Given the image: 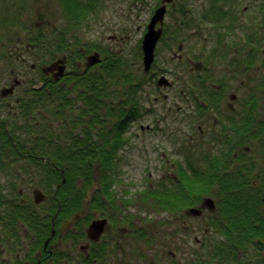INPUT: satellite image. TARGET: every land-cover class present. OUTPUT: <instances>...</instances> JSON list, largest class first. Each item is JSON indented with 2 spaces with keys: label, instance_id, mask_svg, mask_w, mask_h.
Returning a JSON list of instances; mask_svg holds the SVG:
<instances>
[{
  "label": "flooded vegetation",
  "instance_id": "flooded-vegetation-1",
  "mask_svg": "<svg viewBox=\"0 0 264 264\" xmlns=\"http://www.w3.org/2000/svg\"><path fill=\"white\" fill-rule=\"evenodd\" d=\"M30 1L33 5L28 3ZM36 1L0 0V59H3L0 70L4 77L1 84L7 87L0 91V112H8L14 118L10 121L0 117V165L7 162L18 167L22 160L31 162L33 166L51 162V157L45 151L53 138L48 139L46 133L38 141L42 147L40 151L34 148V142L24 141L21 146L13 143L16 136L27 131L24 125L20 129V125L23 111L27 108L25 100L30 93L29 89H24L22 95L17 97L21 93L18 89L25 84L21 79L17 80L18 77L27 76L29 80L35 81V72H38L43 77L41 81L44 86L60 81L55 79L57 72L46 73V69L42 71L36 64L25 67L23 71L20 69V32H29V45H36L37 34L42 33L38 32L35 16L43 13L47 23V10L39 11ZM131 1L132 7L146 2ZM26 5H31L32 13L25 14ZM161 7L166 9L162 26L165 32L168 29L171 31L166 24V17L171 15L173 18V43L176 49L173 59L187 75L183 80L180 76L177 78L181 103L173 107L180 115V127L188 133V139H193L192 134L196 128L202 139L171 143V152L176 151V157L171 163L172 169L167 172H163L166 167L161 161L158 168H152V164L146 166L141 177L144 185L139 196H134L137 198L133 200L134 203L130 201L133 195L126 194L124 187L115 191L116 175H108L109 188L106 189L104 185L105 190L102 189L100 171L97 170L95 192L91 197L82 198V206L78 208L72 204L73 195L80 194L78 191L64 190L62 199H58L55 193L54 200L51 198L49 182L53 181V176L46 168L39 169L34 179L32 174V179L23 176L20 179L25 193L30 191L29 200L21 198L20 206L34 220L31 225L26 223L24 238L29 241L23 246V257L11 259L6 264H70L75 257L69 251L63 252L66 249L64 238L70 234H74V238L67 241L70 244L72 239L85 241L80 246L81 252H84L82 257L97 264L106 260L110 264H127L126 260L138 264L133 258L139 255L130 253L128 244L132 242L143 244L141 264H164L166 259L165 264H230L228 259L233 253L236 252L240 258L244 252L251 250H255L252 255L255 256L254 264H264V247L259 243H264V0H157L148 14L149 23ZM159 26L157 24L156 28ZM42 35L51 37L47 32ZM122 37L114 35L112 38ZM48 50H52V46ZM66 58L69 63H73L70 56ZM82 61L85 63L86 59ZM83 64L79 60L77 66L80 68ZM68 66V63L65 64V74ZM78 77H82V73ZM157 86L162 87L158 81ZM87 102L96 108L99 106L96 96ZM81 106L88 108L83 101ZM80 111L90 117L99 114L98 110ZM135 112L128 109L125 114L132 116L134 121ZM31 113L34 115L35 112ZM65 113L67 117L63 118L61 124L64 128L61 140L58 134L55 143L61 141L60 147L65 151L60 153L68 159L66 149L71 143L70 139L75 137L72 135L78 134V128L74 134L69 132L70 128L65 123L68 124L70 110ZM197 115L200 116L198 120ZM127 119L124 122L123 119L118 120L122 130L128 129ZM72 122L75 123V120ZM43 127L46 126H40L38 131L40 129L44 132ZM149 128L142 126L143 133ZM131 141V137H124L118 144L112 158L115 163L123 161L121 152L131 145ZM78 142L80 145L88 144L90 148L98 146L93 144V135L82 134ZM168 147L165 144L163 148L167 150ZM21 155L31 157L22 159ZM157 157L158 154L154 155L151 151L147 157L148 163L154 160L159 163ZM106 162L112 161L106 159ZM197 170L203 172L197 174ZM17 171L18 176H21L19 169ZM260 183L258 189L253 187ZM1 189L0 196L6 192ZM40 189L43 200L37 203L35 192ZM32 198L33 201H30ZM55 199L59 206H55ZM207 199L212 202H205ZM3 204L4 199L0 197V216ZM147 207L154 208L155 212L159 211L164 216V220L159 221L155 228L133 223L134 214L130 208L147 212ZM90 212H93L94 216H89L93 221L106 220L104 230L97 240H92L88 235V226L93 221H89L86 227L78 225V221ZM76 214L79 216L66 228H62ZM191 218L204 222L187 223ZM179 222L183 224L181 232L187 238L182 239L180 236ZM45 228L50 229L49 236ZM165 231L173 237L176 252L169 251L168 257L171 255V258L165 254L163 261L158 263L156 258L165 245ZM41 234L46 237L43 239ZM176 234L181 238H176ZM103 243L104 247L100 248ZM108 251L112 252L111 256ZM178 251L191 252L189 257L192 259L181 258ZM0 253L5 255L1 240ZM240 264H253V261L249 256L246 262Z\"/></svg>",
  "mask_w": 264,
  "mask_h": 264
},
{
  "label": "rangeland",
  "instance_id": "rangeland-1",
  "mask_svg": "<svg viewBox=\"0 0 264 264\" xmlns=\"http://www.w3.org/2000/svg\"><path fill=\"white\" fill-rule=\"evenodd\" d=\"M156 1L157 0H146L144 5L140 2L136 4V6L132 7L131 0H97L96 11L94 12L96 14L93 13L92 16H89L86 19H84L83 16H77V24L72 26L71 22H73L74 18L69 14H74L70 12L67 13L66 11L64 12L61 0H38L36 1L37 9L39 8V11L41 12L47 10L48 15L47 23L44 21L43 13L42 15L35 16L37 19L36 23L38 32L42 34H46L47 32L51 35V37L48 36V38H46L42 34H37V37L39 38L36 40V45H29L27 40L29 32H26L27 34L25 32L24 34L23 32H20L21 42L19 45L21 53L19 63L21 71H23V69L29 68L33 64H36L37 68L44 71L46 68H49L53 63L59 60H62L57 62L60 63V65H67L68 63L69 66L67 67V73H64L58 79L60 81L53 82L55 83L52 85L54 87L53 89L56 90L54 94H48L45 90L40 92L37 91L41 88H46L44 83L42 84L43 77L40 76L38 72H35V81L34 79L29 80L27 76L20 75L18 77L17 80L21 79L22 83L24 82L25 84H21L22 86L18 89L21 91V93L18 94L17 97L22 95L24 89H26L25 91L29 89L30 93L28 94V99L25 100V105L35 113L33 115L31 112H23L24 117H22L20 129H23L24 125L27 128V131L23 135L16 136L13 143L15 145L18 143L20 146L24 141L32 143L34 140L31 135H33L35 131H38L40 126L45 125L46 127H43L45 129L44 132L40 131L39 129V131L35 134L36 137L43 134L44 136L47 135L48 139L53 138V142L52 140L48 142L49 147L45 153L55 150L64 152L65 150H62L60 147L61 141L55 143V138L58 134H60L59 139L61 138V132L64 129L61 124L63 118L67 117L65 111L70 110V118L68 119V124L65 123V125L69 126V132L73 134L78 128V134L72 135L75 137L70 139L71 143L66 149V152L68 155H70V152L72 155H74V157L72 160H69V158H58V160H60L63 164L70 165L91 164L90 158L92 157V151L87 150L90 148L88 147V144L80 145L78 138L82 134L93 135V144L95 145L96 143H99V133L101 132L102 128L100 116H112V120L108 122L107 119L103 126L104 130L111 132L114 130L113 125L117 120L113 119L115 118L114 115H120L123 113V116L126 119L128 117L127 122L129 125L128 129L125 130L124 128V137L126 139L131 137L132 141L131 145L125 147L121 152L123 161H119L118 163L116 162L113 175H116L115 181H117V184L115 185V191L117 192L119 188L124 187L126 194L133 195L130 201L136 199L134 196H139L141 193V188L144 185L142 184L141 177L145 173L144 170L146 169V166H150L152 164V168H158L161 161V164H165L166 167L163 172H167V170L170 168L172 169L171 163L176 157V151L173 153L171 152V143L202 139V135L197 128L194 134H192L193 139H188V133H186L185 130L180 127V115L177 114L175 108L173 107L175 104L179 105L178 103H181V100L178 96L180 87L177 86V78L180 76V78L183 80L187 75L184 74V70L173 59V53L176 49L174 50L173 18L171 15L167 16L165 20L166 24L171 28V31L168 29L165 32L162 29V35L156 46L155 57L151 64L150 70L145 71L143 61V39L147 32V25L150 20L148 18V14H150V11L152 10L151 6H153ZM47 2L49 3V8H46ZM86 2L87 0H80V7H87L85 6ZM28 3L33 5L32 1ZM31 5H26L25 14L32 13V9H30ZM23 12L24 9L22 10V13ZM19 13H21V10ZM114 35H123V37L114 39L112 38ZM31 42L34 43L33 40ZM50 46H52V50H48V47ZM97 51H100L102 61L105 56L109 54V56L113 57L115 61L119 60L122 62L123 70L125 71L124 85L121 84V86H118L114 83V85H112L111 81H104L101 79L103 68L99 65L101 64L100 61L91 65H87L88 57ZM67 56L72 58L73 63H69L67 61ZM85 59L86 61L84 63L82 60ZM79 60L82 62V64L84 63L80 68L77 66ZM2 62L3 59H0V63ZM116 66H119V64H116ZM69 71L71 72L68 73ZM49 72L58 73V70L53 69L46 73ZM81 73L85 75H91L88 79L89 82L86 80L83 81L80 77H78ZM162 77H165L168 83H173L174 86H172V84L171 86L163 85L162 87H158L157 81H159V79ZM3 78L4 77L2 76L0 70V91L2 88L6 87L1 84ZM103 81L108 82L105 86L106 88H102L100 86V84H104ZM18 84H20V82ZM88 84L90 87H92V90H94V96H96L98 102H100L102 98L105 100L106 105H111L113 109L110 112L104 111L100 114H97V117H90L89 114H85L80 111H91L92 108L91 104L87 102L89 100V93L92 90L83 91L81 89L86 88ZM69 89L72 90L71 95L68 94ZM66 94H68L73 100L70 102L67 101L64 97ZM200 95H202L201 92ZM121 96H123V98ZM64 101L65 106L62 104ZM81 101H83L85 105H88V108L81 106ZM60 105V110H54V108ZM128 109H131L134 112L137 111L135 112V115H133L136 118L134 121H132V116H127L125 114ZM0 117H2L3 120H14L13 115L8 112H0ZM196 117L197 120L200 118L199 115ZM72 120H75V123H73ZM142 126L144 128L149 126L150 128L145 129V132L143 133ZM13 143H11V146H13ZM165 144L169 145L167 150L163 148ZM34 146L37 151L42 149V147L38 145V142H34ZM151 151L154 153V155L158 154L157 159H159V163H157L156 160L150 162V164L148 163L147 157ZM163 153L164 156L162 157ZM87 154H89V156H87ZM83 156L85 157L84 159L82 158ZM41 168H46L49 173L54 174L58 178V173L60 171L61 173L64 172L63 170H60V167H56L52 161L43 166H33L31 162L26 160H22L18 167L16 165L12 166L11 164H7V162H4L3 165H0V188H2V192L4 190L6 191L0 196L4 199V207L2 206V215L0 216V240L3 242L5 248V255L0 253V262L3 264H6V262L9 263L11 259L23 257V246H25V244H27L29 241L28 239L24 238L25 228H27L26 223L29 222L31 225L34 219L30 213L24 212L23 207L20 206L21 198H24L27 201L29 200L28 193L30 191L29 190L27 193H25L26 190L23 187L24 184L20 178L25 176L27 179H32V174L34 179L37 176V172ZM18 169L19 173H21V176H18ZM93 174L95 180V171H93ZM60 175L63 177V174ZM76 175L77 174H69V178L74 179ZM108 175L110 174L104 175L106 180H104L103 183L106 187L109 183V179H107ZM76 178L81 177L78 176ZM65 181L66 179L63 177L62 182L64 183ZM262 183L254 185L253 187L258 189ZM51 186L52 182H49V187L52 193L51 198L54 200V193L57 197L61 196V194H63L62 191L64 190L84 191L81 188L85 187V184L75 183V186L77 187L76 189H73L72 186H69V188L66 186L61 191L56 190L54 186L51 188ZM95 188L94 190L92 186L88 188L86 191H84V193L86 192L84 196L91 197L95 192ZM81 194L82 192L79 194V196ZM30 201H33V198L30 199ZM9 211L10 214L8 213ZM146 211L147 212H143L137 210L136 208H130V212L134 214L133 219L135 221L133 223L139 226L147 225L155 228L159 221L164 220V216H162L159 211L155 212L154 208L147 207ZM54 214L55 211L53 212V215ZM90 215L94 216L93 212H90V214L88 213V215L78 221L79 224H77L86 227L89 221V223L93 221V219L89 217ZM202 222L204 221L195 218L187 220V223L189 224ZM59 223L60 221H58V224ZM179 225L180 236L182 239L187 238V236L181 232L183 224L179 222ZM172 229H174V226H172ZM45 231L47 234L49 233V236L50 229L45 228ZM166 231L172 232V230ZM166 231L163 235L165 245L156 258L158 263L163 261L165 254L166 257H168L169 251L176 252V245L174 244L173 237ZM73 235L74 234H70L68 237L64 238L66 249L63 252L67 253L69 251L72 256L75 257L74 261L72 263L70 262V264H81L82 261L83 264H97L93 261H87L85 256L84 258L82 257V253L84 252H81L80 246L83 245L85 241L77 242L72 239V244L67 241L70 238H74L72 237ZM41 236L43 239L46 237L44 234H41ZM175 236L176 238L180 237L177 234ZM168 238L171 239L168 240ZM104 244L105 243L101 244L100 248L102 246L104 247ZM128 245L130 247L131 254L137 253L136 255H139L136 256L137 258L133 259L138 264H141V246H143V244L132 242ZM189 248H192V246H189ZM254 251L255 250H251L246 253L244 252L240 258L235 252L232 254V257H229L228 262L230 264H240L241 262H246L250 256L254 264L255 256H252L254 255ZM185 253L188 254L185 255ZM108 254L111 256L112 252L108 251ZM177 254H179L181 258L192 259L189 257L191 252L178 251ZM77 257L79 260H77ZM168 258H171V255ZM20 260L21 259H19V261ZM167 260L168 259H166L164 264L167 262ZM126 262L127 264H131L128 263V260H126ZM100 264H110V262L107 260L106 262L100 261Z\"/></svg>",
  "mask_w": 264,
  "mask_h": 264
},
{
  "label": "trees",
  "instance_id": "trees-1",
  "mask_svg": "<svg viewBox=\"0 0 264 264\" xmlns=\"http://www.w3.org/2000/svg\"><path fill=\"white\" fill-rule=\"evenodd\" d=\"M61 4L64 12L66 11L67 13H73L69 14L70 16H72L74 18L73 22H71V25L74 26L77 24V16L79 17H84V19H86L89 16H92L93 13L96 11V4H97V0H87L86 5L87 7L82 8L80 7V0H61ZM96 14V13H94ZM39 37H37L38 40ZM111 59V60H110ZM117 60V59H116ZM116 64H119V66H116ZM100 67L103 68V74L101 75V79H103L104 81H111V84L114 85H118L121 86V84H125V75H124V70H123V64L121 61L117 60L115 61L113 57L109 56V54H107L105 56V58L103 59V61L101 62V64H99ZM91 75H85L82 74L81 80H86L88 81L89 77ZM103 81V82H104ZM89 82V81H88ZM102 82V83H103ZM108 82H104V84H100V86L102 88H104L107 85ZM114 83V84H113ZM91 84V83H90ZM46 88H41L40 90H37L38 92L45 90L46 93L48 94H54L56 90H54L52 85H46ZM73 87V86H72ZM48 88V89H47ZM71 88V87H69ZM106 88V87H105ZM83 91H91L92 87H90V85L88 84V86L86 88H81ZM62 90V88H61ZM68 94L71 95L72 94V90L69 89L68 90ZM69 95H64L65 99L67 101H71L73 100ZM94 97V90H92L89 93V98L91 100H93ZM123 98V96H121ZM62 104L65 106V101L62 102ZM61 104V105H62ZM99 106L96 108L94 107V105L92 104V108L91 110H98L99 114L104 112V111H111L113 108L111 107V105H106L105 104V100L101 98L100 102H98ZM61 105L54 108V110H60L61 109ZM33 110H30L27 106V108L23 111V112H32ZM115 118L113 119H117V121H115L114 123V127L115 130L114 131H106L103 129L104 123L105 121L108 119V122H110L112 120V116H104L101 115V132L99 133V143H96L98 146H94L92 148H88L87 150H91L92 151V157L90 158L91 160V164H81V165H76V164H63L61 163L60 160H58V158H65L61 155L60 151L55 150V151H49L47 152V154L51 157V161L56 165V167H60V170H63L64 172L61 173V171L58 173V177H56L54 174H51L53 176V181L52 182V186L51 188H53V186L55 187L56 190L61 191L63 190L66 186L67 188H69V186H72L73 189H76L77 187L75 186V183L78 184H85V187L81 188L84 191H86L88 188H90L93 184L94 181V174L93 171H95L96 169H98L100 171V180H101V184H102V189H104V180H106L104 178L105 174H113L114 172V168L116 163L112 160L113 156L116 154L117 149L116 147L118 146V144L122 141V139L124 138V130L121 129V126L119 125L118 120L126 119L123 115H114ZM23 117H24V113H23ZM93 117V115H92ZM38 131H35V133L33 135H31V137H33V142L37 143L40 138H43V134L42 135H38V137L35 136V134ZM73 134V133H72ZM123 135V138H122ZM115 144V146H114ZM88 147H90L88 145ZM113 147V148H112ZM98 148V150H97ZM23 149V148H22ZM27 152H23L22 154H25ZM70 155L69 156V160H72L74 155H72L69 152ZM107 154V155H106ZM87 156H89V154H87ZM22 159H25V157H31V156H24L21 155L20 156ZM83 159L85 158L84 156L82 157ZM67 159V158H66ZM81 159V158H80ZM106 159H110L112 162L107 163ZM41 166L45 165V164H40ZM95 168V169H94ZM197 174H201L203 172V170H197L196 171ZM63 174V177L66 179V181L63 183L62 179L63 177L60 175ZM69 174L73 175V174H77L74 179L69 178ZM80 176L81 178H76ZM93 176V179H92ZM109 187H107L106 189H108ZM105 190V189H104ZM84 191H78V192H82V194L79 195H73L74 197V201H72L73 205L75 208L81 207L82 206V198H84L85 193ZM58 199H62L61 196H57ZM141 198V197H139ZM137 199V198H136ZM133 199V200H136ZM131 201L132 203H134V201ZM55 206H59V203L55 202Z\"/></svg>",
  "mask_w": 264,
  "mask_h": 264
},
{
  "label": "water",
  "instance_id": "water-1",
  "mask_svg": "<svg viewBox=\"0 0 264 264\" xmlns=\"http://www.w3.org/2000/svg\"><path fill=\"white\" fill-rule=\"evenodd\" d=\"M166 13V9L164 7L158 8L155 12V14L152 17V20L150 21L149 25H148V30L144 36L143 39V51H144V57H143V61H144V66H145V71L150 70L151 64L154 60L155 57V49L157 46V43L162 35V26L164 24V16ZM157 24H160V26L158 28H156ZM62 61V60H59ZM57 61V62H59ZM88 63L87 65H91L94 63H97L99 61H101L100 58V53L95 52L93 54H91L88 57ZM53 63L49 68H46L47 71L53 70V69H58V73L56 76V79L59 78V76H62L64 74V69H65V65L62 66H58L60 63ZM159 86H167L169 83L167 81V79L165 77H162L159 79L158 81ZM95 184L93 185V190L95 188ZM42 192L40 190H36L35 192V198H36V202L40 203L43 199H42ZM205 202H212V200H205ZM79 216V214H76L74 216H72L71 219H69L65 225H63L62 228H66V226H68L69 224H71L77 217ZM106 224V220H95L91 223V225L88 228V235L90 236V238H92L93 240H97L99 238V236L102 234V231L104 230V225ZM260 246L263 248L264 247V243L263 242H259Z\"/></svg>",
  "mask_w": 264,
  "mask_h": 264
}]
</instances>
